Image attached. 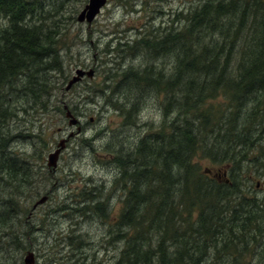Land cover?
<instances>
[{
	"label": "trees",
	"instance_id": "16d2710c",
	"mask_svg": "<svg viewBox=\"0 0 264 264\" xmlns=\"http://www.w3.org/2000/svg\"><path fill=\"white\" fill-rule=\"evenodd\" d=\"M60 7L55 0H0V17L5 19L3 26L0 22V96L6 84L13 86L22 75L33 82L34 75L27 70L35 64L42 80L51 67L59 69L55 38L61 33L57 25L50 29L45 25L48 18L60 15ZM179 19V28L166 25L154 39L152 31L147 37L137 32L131 42L113 39L116 46L105 51L144 53L151 62L142 69L127 68L119 83L127 82L128 87L131 82L135 89L148 90L144 93L162 95L164 110L153 133L149 129L133 144L118 140L119 145L103 148L102 155H107L103 161L118 171L111 181L112 189L120 186L118 223L132 230L120 238L134 234L133 239L143 240L150 225L157 234L154 262L140 263V257L151 261L150 249L140 251L134 261L128 258L132 252L125 250L124 264H222L219 259L225 255L234 264L241 252L251 245L255 250L264 238V204L260 199L246 200L237 178L244 164L264 155V142L259 143L264 139V0H201ZM108 43L112 45V40ZM47 54L51 58L44 61ZM171 57L175 60L168 72L162 66L164 58ZM158 58L163 59L161 69L153 62ZM41 85L37 91L28 86L25 90L40 99ZM120 92L129 99V89ZM136 101L118 105L126 122L133 117ZM0 139L2 148L4 138ZM92 144L88 141L95 149ZM195 157L208 158L216 171L202 172ZM19 164L2 151L0 181L12 184L22 172L29 176ZM251 167L254 172L261 168ZM101 182L105 187L107 180ZM84 193L69 206L76 208V223L83 215L105 221L104 203L92 197L85 200ZM115 264H123L122 258Z\"/></svg>",
	"mask_w": 264,
	"mask_h": 264
},
{
	"label": "rangeland",
	"instance_id": "374dc122",
	"mask_svg": "<svg viewBox=\"0 0 264 264\" xmlns=\"http://www.w3.org/2000/svg\"><path fill=\"white\" fill-rule=\"evenodd\" d=\"M55 1L61 4L60 15L48 18L45 26L50 29L57 25L61 33L55 38L59 69L51 67L42 80L35 64L27 70L34 75L33 82L28 81L29 76L22 75L14 79L13 86L6 84L0 96V138H4L0 156L2 151L10 154L20 162V168L30 172L29 176L22 172L11 180L15 184L0 181V264H25L23 256L27 251L34 253L38 264H115L120 258L124 264L121 253L125 250L132 252L128 258L134 261L145 249L153 251L152 259L140 257V263L142 260L154 262L157 234L152 225L143 240L133 239L134 234L129 239L120 238L131 234L132 230L118 223L122 207L120 186L114 190L111 185L118 171L103 161L107 155L102 152L103 148L119 145L118 140L133 144L149 129L151 133L157 130L154 127L164 116L162 95L144 93L148 90L135 89L131 82L128 87L127 82L119 83L121 73L127 68L142 69L151 62L145 60L144 53L105 51L116 46V39L133 41L137 32L147 37L152 31L151 39H154L159 31L164 32L166 25L179 28L180 14L201 0H107L90 25L76 20L88 0ZM0 22L3 26L5 19L0 17ZM110 40L112 45L108 43ZM226 53L224 50L223 54ZM48 57L43 56V60L51 58ZM162 60L153 61L158 69H161ZM174 60V57L164 58L162 69L169 72ZM76 68L86 71L92 68L93 76H84L66 89ZM39 84H42V95L36 99L25 89L28 86L37 91ZM124 87L131 92L129 99H124L120 92ZM135 101L132 110L136 109L135 114L131 112L133 117L126 122V115L118 105L125 102L129 106ZM65 105L78 119L77 125H68ZM163 105L166 108L165 102ZM168 114L173 115L171 109ZM62 140L64 147L55 168H51L47 165V156ZM90 140L95 149L88 145ZM261 140L259 143L264 142ZM194 160L202 172L206 168L216 171L217 166L208 158L195 157ZM252 165L261 168L254 172ZM244 166L237 177L241 180L242 195L246 200L260 199L264 204V155H258L253 163ZM23 176L25 179H21ZM8 177L6 180L10 182ZM103 178L107 180L105 187L101 182ZM84 192L85 200L92 197V201L104 203V211H108L105 221L101 217L83 215L81 223H76V208L71 207L72 210L69 206H74V201L78 196L83 197ZM121 193L125 192L121 190ZM44 196L46 199L34 207L33 204ZM258 240L260 236L255 239ZM137 246L141 249L135 254ZM225 258L219 262L231 264L230 256L225 255ZM262 260L264 238L255 250L251 245L241 252L234 264H263Z\"/></svg>",
	"mask_w": 264,
	"mask_h": 264
},
{
	"label": "water",
	"instance_id": "95a60500",
	"mask_svg": "<svg viewBox=\"0 0 264 264\" xmlns=\"http://www.w3.org/2000/svg\"><path fill=\"white\" fill-rule=\"evenodd\" d=\"M107 0H88L87 3L84 5V7L79 11L77 15V21L78 22H84L87 25H90L91 22L95 19L97 14L100 12L101 8L106 4ZM75 74L71 76L70 80L67 82L66 89H69L74 83L81 80L82 77L87 76L91 78L93 76L94 70L92 68L88 69L86 71L82 68H76ZM64 109L66 110L65 116L68 118V125L74 126L77 125L78 119L73 116L71 111L67 108V106H64ZM64 141L62 140L60 143L57 144V147L55 150L50 152L47 156V165L51 168H55L58 156L60 154V151L64 147ZM46 199V196L42 197L36 203H34V207L36 204L41 203ZM24 263L25 264H32L33 263V254L32 252H28L24 257ZM264 264V263H263Z\"/></svg>",
	"mask_w": 264,
	"mask_h": 264
},
{
	"label": "flooded vegetation",
	"instance_id": "af4514ba",
	"mask_svg": "<svg viewBox=\"0 0 264 264\" xmlns=\"http://www.w3.org/2000/svg\"><path fill=\"white\" fill-rule=\"evenodd\" d=\"M28 252H32V251H27L26 254H27ZM26 254H25V255H26ZM32 254H33V263H32V264H38V263H36V261H35V257H36V256L34 255L33 252H32ZM25 255L23 256V262H24V257H25Z\"/></svg>",
	"mask_w": 264,
	"mask_h": 264
}]
</instances>
